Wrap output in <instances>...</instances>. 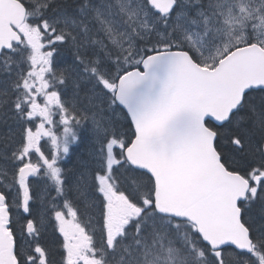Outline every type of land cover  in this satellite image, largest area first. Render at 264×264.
<instances>
[{"label":"snow or ice","instance_id":"1","mask_svg":"<svg viewBox=\"0 0 264 264\" xmlns=\"http://www.w3.org/2000/svg\"><path fill=\"white\" fill-rule=\"evenodd\" d=\"M0 264H264V0H0Z\"/></svg>","mask_w":264,"mask_h":264}]
</instances>
